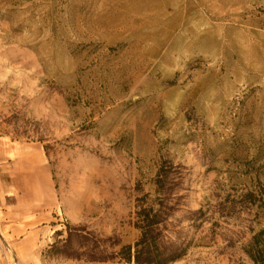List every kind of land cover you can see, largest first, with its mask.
I'll return each mask as SVG.
<instances>
[{
  "label": "rangeland",
  "instance_id": "obj_1",
  "mask_svg": "<svg viewBox=\"0 0 264 264\" xmlns=\"http://www.w3.org/2000/svg\"><path fill=\"white\" fill-rule=\"evenodd\" d=\"M26 173L51 194L0 192V264H136L140 227L162 264H254L264 0H0V175Z\"/></svg>",
  "mask_w": 264,
  "mask_h": 264
},
{
  "label": "trees",
  "instance_id": "obj_2",
  "mask_svg": "<svg viewBox=\"0 0 264 264\" xmlns=\"http://www.w3.org/2000/svg\"><path fill=\"white\" fill-rule=\"evenodd\" d=\"M147 219H149V217H147ZM140 228L142 229L143 237L135 245V255L133 256V254H131L133 248L128 247L126 249L128 253H126V257H123V260L128 263L135 262L136 264H162L163 261L159 259L160 255L158 253L154 255L151 252H147V255H143L142 248L145 244V238L151 233V231L149 229H143L142 227ZM263 236L264 232L259 234L257 237H254L253 243L250 245L249 249L245 251L254 264H264V242L260 239ZM154 250H157V248L155 247Z\"/></svg>",
  "mask_w": 264,
  "mask_h": 264
},
{
  "label": "crops",
  "instance_id": "obj_3",
  "mask_svg": "<svg viewBox=\"0 0 264 264\" xmlns=\"http://www.w3.org/2000/svg\"><path fill=\"white\" fill-rule=\"evenodd\" d=\"M41 153H38V158L40 159ZM29 159V158H28ZM45 171V170H44ZM42 176L38 175L36 173H26V174H20V175H15V177L12 174H8V179H5L4 175H0V183H1V190L2 194L4 195L5 198L10 197L15 194L16 186L14 183L16 181L20 182H29L33 183V188L38 191V193L44 192L45 194H51L49 192V186L50 182L48 181V177L46 174L43 175V180L41 179ZM40 182H44L45 185L42 186ZM36 183V184H35ZM36 201H40L41 198L40 196L35 198ZM24 201H28L26 197L23 198Z\"/></svg>",
  "mask_w": 264,
  "mask_h": 264
}]
</instances>
